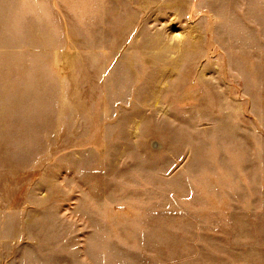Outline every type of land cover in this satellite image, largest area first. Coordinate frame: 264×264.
<instances>
[{
  "label": "rangeland",
  "instance_id": "rangeland-1",
  "mask_svg": "<svg viewBox=\"0 0 264 264\" xmlns=\"http://www.w3.org/2000/svg\"><path fill=\"white\" fill-rule=\"evenodd\" d=\"M0 264H264V0H0Z\"/></svg>",
  "mask_w": 264,
  "mask_h": 264
},
{
  "label": "crops",
  "instance_id": "crops-1",
  "mask_svg": "<svg viewBox=\"0 0 264 264\" xmlns=\"http://www.w3.org/2000/svg\"><path fill=\"white\" fill-rule=\"evenodd\" d=\"M2 242H3V239H0V243L2 244ZM3 262H1V264H2Z\"/></svg>",
  "mask_w": 264,
  "mask_h": 264
}]
</instances>
